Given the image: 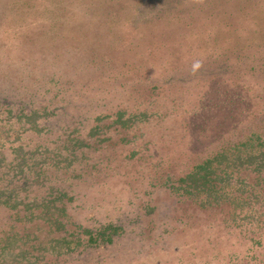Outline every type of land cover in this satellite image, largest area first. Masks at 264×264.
Wrapping results in <instances>:
<instances>
[{"label": "rangeland", "instance_id": "obj_1", "mask_svg": "<svg viewBox=\"0 0 264 264\" xmlns=\"http://www.w3.org/2000/svg\"><path fill=\"white\" fill-rule=\"evenodd\" d=\"M0 111L42 130L31 145L75 152L54 187L73 200L68 232L97 235L14 262L5 242L16 232L19 249L27 229L0 209V264L264 260L259 231L235 227L243 214L182 181L264 134V0H0Z\"/></svg>", "mask_w": 264, "mask_h": 264}, {"label": "trees", "instance_id": "obj_2", "mask_svg": "<svg viewBox=\"0 0 264 264\" xmlns=\"http://www.w3.org/2000/svg\"><path fill=\"white\" fill-rule=\"evenodd\" d=\"M7 114H10L9 110ZM11 121L12 117L7 122L0 120V209L13 212V218L27 229L19 249L14 247L16 232L5 242L7 251L15 252L14 262L28 257L35 259L37 252L41 255L50 251L62 254L67 250L66 253H70L82 247L86 240L88 244L96 242L97 235L90 231L68 232V227L73 228V225L66 209L73 200L66 191L54 187V180L59 177L57 173L54 176L52 169L61 170L63 164H66L65 169L72 167L75 152L69 149L73 157L61 160L42 144L31 145L30 140L24 141L30 132L42 134L39 127L31 125L29 129H21L9 125ZM4 139L10 140L9 157L4 153L7 143ZM71 140L73 138L67 141ZM105 140L110 141V138ZM206 160L186 173L183 183H200L202 189L199 188L198 193L210 203L209 207L220 210L227 205L239 211V214L233 213L234 220L243 214L239 217L241 224L235 227L242 230L255 228L259 235L253 232V243L255 247H264V238L260 237L264 233V134L251 136L234 146L227 145ZM186 194L192 197L193 188L190 187ZM259 264H264V260Z\"/></svg>", "mask_w": 264, "mask_h": 264}]
</instances>
